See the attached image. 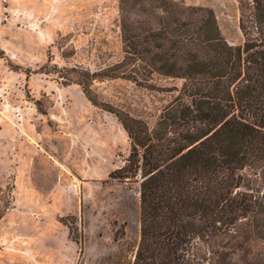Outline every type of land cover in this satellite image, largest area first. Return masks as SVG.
Masks as SVG:
<instances>
[{
    "label": "rangeland",
    "instance_id": "1",
    "mask_svg": "<svg viewBox=\"0 0 264 264\" xmlns=\"http://www.w3.org/2000/svg\"><path fill=\"white\" fill-rule=\"evenodd\" d=\"M120 1L0 0V264H133L141 174L109 177L131 152L125 128L78 84L35 72L50 58L51 68L92 72L116 63ZM184 1L213 9L227 41L243 44L237 0ZM182 83L155 75L148 85L102 78L93 88L153 126Z\"/></svg>",
    "mask_w": 264,
    "mask_h": 264
},
{
    "label": "trees",
    "instance_id": "2",
    "mask_svg": "<svg viewBox=\"0 0 264 264\" xmlns=\"http://www.w3.org/2000/svg\"><path fill=\"white\" fill-rule=\"evenodd\" d=\"M237 1L243 44L227 41L211 8L121 0L116 63L92 72L51 68L50 58L35 71L78 84L125 128L131 152L109 177L141 174L133 264H264V0ZM155 75L183 83L173 89L168 116L153 126L103 102L93 88L102 78L148 85Z\"/></svg>",
    "mask_w": 264,
    "mask_h": 264
}]
</instances>
